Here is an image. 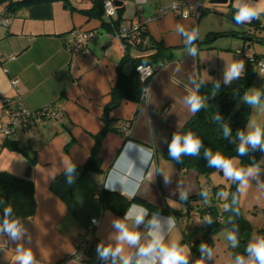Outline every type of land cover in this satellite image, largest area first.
I'll list each match as a JSON object with an SVG mask.
<instances>
[{
	"label": "crops",
	"instance_id": "obj_1",
	"mask_svg": "<svg viewBox=\"0 0 264 264\" xmlns=\"http://www.w3.org/2000/svg\"><path fill=\"white\" fill-rule=\"evenodd\" d=\"M94 1L59 0L0 12V172L23 178L25 169L31 166L29 179L33 182L36 210L32 217L23 220L32 236L30 247L42 264H69L74 260L71 256L76 239L80 236L92 238L89 227L78 221L75 210L88 219L100 220L96 233L99 241L111 231V215L124 216L125 213L119 216L102 204L99 198L102 192L121 195L120 191L106 190L105 185L136 192L132 198L121 195L131 201L126 211L133 204L143 207L148 204L158 210H180L183 201L176 191L179 181L189 190V197L205 189L211 191L212 185L199 181L195 170L179 169L168 155L171 132L181 129L193 116L183 103L187 95L184 85L191 87L189 77L202 79L204 71L199 54L195 58L186 55L183 38L175 33V25L180 23L186 29L199 30V39L195 42L198 50L203 45L199 43L209 33L239 38L238 35L252 36L253 32L264 30V15L243 25L233 21L235 0H227L225 4L198 0L202 5L198 20L192 16L183 19L172 13L152 20L159 7L176 0H147L145 4H138L137 0H112L120 3L119 24L127 26L147 20L144 28L148 36L161 43L171 59L152 78L145 103L122 101L104 120L120 61L126 54L136 58L140 53L134 48L126 51L112 37L103 25L108 23L103 11L88 13ZM256 2L264 7V0ZM1 19L7 20V24ZM75 29L94 34L81 52L70 51L67 47L70 33ZM237 52L245 58L242 49ZM131 68L132 63L125 62L124 71L129 72ZM13 80L17 81L16 86ZM18 99L30 111L52 104L63 112L62 118L29 128L18 127L5 136L1 130L6 123L2 113L6 109L17 110ZM106 122L113 130L105 135L100 145V171L84 172L94 137ZM124 127L131 129L127 139L120 132ZM69 162L76 164L78 171L76 182L71 186L64 183V164ZM158 170L172 177L170 185L165 186ZM141 172L143 179L137 187ZM53 174H57L54 182L49 179ZM70 204L75 206L74 210L69 208ZM153 213L160 212L150 211L149 215ZM195 213H191L187 223L175 219L176 228L170 234L172 238H181V243L190 249L205 229L200 227L201 231L187 239L199 228V223L192 221ZM140 230L145 231L144 226ZM221 236L218 241H212L214 259L211 261L231 264L230 243L224 246L227 239ZM220 240L223 245L217 247ZM15 247L16 244L10 242L0 250V264H13ZM211 261L207 264H212ZM194 262L191 249L190 264ZM74 264L88 263L74 260Z\"/></svg>",
	"mask_w": 264,
	"mask_h": 264
},
{
	"label": "clouds",
	"instance_id": "obj_2",
	"mask_svg": "<svg viewBox=\"0 0 264 264\" xmlns=\"http://www.w3.org/2000/svg\"><path fill=\"white\" fill-rule=\"evenodd\" d=\"M147 0H137L138 4H145ZM171 7L175 8L173 4ZM236 9L233 15V21L238 25L251 23L264 15V7L253 0H235ZM187 13H185V18ZM175 33L183 38L186 47V55L195 58L198 54L196 41L199 39V30L195 27L186 29L183 24L177 23L174 29ZM140 79H146V74L140 67ZM245 73V62L242 59L234 60L231 64L225 65L223 72V85L229 86L232 81L240 79ZM150 74V73H149ZM208 81L198 77H189L191 87L184 85L187 95L183 98V103L188 107L192 114H195L209 106V96L202 95L200 89ZM214 90L211 97H215L221 88V81L216 80L213 85ZM145 98L149 92L148 88L144 89ZM242 102L250 107H264V91L260 88L253 87V91L245 92L241 97ZM214 122L220 123L223 116L216 113L213 117ZM224 139L230 143L238 141L236 151L239 156H245L249 151L264 152V127L249 122L247 130L238 129L235 139L232 137V128L229 124L220 123ZM168 155L177 163H182L183 156H200L203 149V158L207 161L209 168H214L223 176L237 184L236 192L243 193L255 181L257 186L264 189V180H261V172L264 169L260 164L253 163L247 167H242L238 160L226 158L220 151H213L210 147H205L204 142L192 131L183 134L173 133L170 142L167 144ZM151 154H149L150 156ZM157 174L163 176L165 186L172 183V177L166 175L163 171L158 170ZM78 177L77 165L74 163L64 164V183L67 186L75 184ZM50 181L57 179V174L49 177ZM143 179L142 172L137 177V187L139 181ZM108 191H120L121 195L132 198L136 195L134 190L128 191L125 188L115 185H105ZM176 191L179 200L187 201L189 190L181 181L178 182ZM199 195L203 197L204 202H209V192L205 189ZM221 197L226 198L229 193L221 191ZM168 203V200H167ZM238 197L232 194L231 204H226L225 209L238 213ZM2 214H0V250L10 242L15 243V257L13 264H42L37 259L30 247L32 236L25 225L23 219L17 217L12 206L0 200ZM111 215V214H110ZM130 222V223H128ZM214 221L211 216H206L203 221H197L199 224L211 225ZM231 230L227 232L226 239L233 249L240 246L239 225L232 222ZM93 224L97 221L93 220ZM111 231L100 240L95 249V253L101 264H190L191 249L181 243V238H172L171 233L176 228L175 218L172 216H163L160 213L149 215L148 209L143 206L133 204L124 214L116 217L111 215ZM144 226L145 231H141ZM142 240L144 241L142 243ZM27 245V246H26ZM198 250L200 257L194 264H207L214 259L213 249L205 242H201ZM74 264V260L69 261ZM231 264H264V236H253L246 244L244 254L234 253Z\"/></svg>",
	"mask_w": 264,
	"mask_h": 264
},
{
	"label": "trees",
	"instance_id": "obj_3",
	"mask_svg": "<svg viewBox=\"0 0 264 264\" xmlns=\"http://www.w3.org/2000/svg\"><path fill=\"white\" fill-rule=\"evenodd\" d=\"M55 1L59 0H0V12L7 13L20 9L24 6L51 3ZM94 2L95 4L88 11L91 15H93V13L103 11L102 1L95 0ZM120 9V7H116V19L110 23H103V25L108 28L110 33H113V30L118 29L121 26L119 24L121 21L119 13ZM218 35L221 34L209 33L204 41L199 44L205 43L210 47V44H212ZM128 48L138 50L140 55L136 58H131L128 54H126L120 61L117 68L116 81L109 92L110 104L116 103V105H118L122 101L140 102L142 90L150 84V80H152V78L150 80H146L145 82L141 81L138 72H136V67L139 65L153 66L158 64L160 61L169 62L171 59L168 50L165 49L161 43L151 39L144 27L141 28L139 32H137V34L126 43L125 50L127 51ZM255 56L264 59V56ZM127 61L132 63V68L129 72H125L123 69L125 62ZM255 72H257L255 68L248 63V67L240 79L232 81L229 86L221 84V88L214 98L211 97V92L214 90L213 85L205 83L200 89V92L202 95L209 96V106L206 109H202L201 111L193 114V116L183 125L181 129L172 131L168 142H170L174 132L183 134L188 131H192L203 140L205 147H210L214 152L220 151L226 158L238 157L241 160L242 167H247L253 163L260 164L263 152L258 150L249 151L247 155L239 156L236 151V147L239 142L236 141L235 143H230L229 140L224 139L222 128L220 126V123L229 124L231 126L232 137L230 139L233 140L236 137L238 129L245 130L249 120L250 107L242 102L241 97L246 92L251 79L255 76ZM216 113H220L223 116V120L220 123L214 122L213 120ZM262 127H264V121ZM112 130L113 129L109 128L108 123L106 122L105 127L94 137V146L83 168L84 172L90 170L100 171V145L105 135ZM124 138L127 139L129 137L124 136ZM171 160L179 169L183 171L189 169L195 170L199 176L203 175L208 177L211 172L217 171L216 169L209 168L207 166V161L203 158V149L201 150L200 156H183L182 163H177L172 158ZM31 161H34V159H31ZM205 181L206 184H210L209 180ZM221 188L222 187L220 185L211 187V194L209 195V202L207 204L204 202L203 197L199 194L188 197L187 201H183V205L187 208V212L183 215V220L181 218V209L174 211L170 209L158 210L148 204H144L145 207L149 209V212L156 211L171 215L176 220L180 219L186 223L190 220L191 213L193 211H195L202 219H204L205 216H211L214 222L211 225L205 224V229L200 234V237L191 244L195 260L201 255L198 250L200 243L205 242L209 245V247H212V234L221 230L224 226H226V228L230 231L231 223L229 220L231 219L232 222L239 225L240 230V246L236 249H233L231 245L229 246V251L233 258L234 253L244 254L245 246L250 240L251 226L242 216L241 207L239 205V194L236 192L237 184L232 183L228 192L229 195L223 201L224 207L222 210H219L217 205L219 200L217 199V196L220 191L224 190H221ZM106 193L108 195L102 192L99 196L104 207L110 209L115 214L122 216L129 207L131 201L117 193ZM232 194H236L238 197V204L236 205L238 213L225 209L226 204H231ZM0 200L5 201L6 204L12 206L17 217L21 219L32 217L36 210L32 180L17 177L9 172H0ZM78 213V211H74L75 215ZM0 214H2V206H0ZM262 215L264 217V210H262ZM219 217H221V220H218ZM183 233H185L184 230ZM259 233L260 236H264V227L259 231ZM98 242L99 240L96 237L89 239L88 247L85 251V254L87 255L86 262L88 264H101L95 253Z\"/></svg>",
	"mask_w": 264,
	"mask_h": 264
},
{
	"label": "built area",
	"instance_id": "obj_4",
	"mask_svg": "<svg viewBox=\"0 0 264 264\" xmlns=\"http://www.w3.org/2000/svg\"><path fill=\"white\" fill-rule=\"evenodd\" d=\"M101 1H102L103 13L108 23H110L117 16L116 6L114 5L112 0H101ZM173 4L176 5L175 8L171 7V5ZM168 13H172L183 19L192 16L193 18H195V20H198L200 15L202 14V5L198 0H195L193 2H188V0H176L159 7V9L156 12V15L152 18V20L164 16ZM185 13H187L186 18H185ZM1 20L2 22H4V24H7V20L5 19H1ZM146 22L147 20H141L138 24L120 26L118 29L113 30V33H111V35L121 43L123 49H126V43L132 37H134L141 28L144 27ZM93 37L94 34L91 31H83V30L75 29L70 33V40L68 42L67 47L70 51L81 52L85 48L87 42ZM245 58L247 63H249V65L254 67L259 73L261 74L264 73L263 58L262 59L258 58L254 54H249V53L245 54ZM166 63L167 62L165 61L164 62L160 61L158 64L153 66L139 65L136 67V72H138L137 68L140 67L146 74H148L146 75V79L143 80V82H145L146 80L148 79L150 80L151 78H153L156 72L159 71L161 68H163L166 65ZM138 74L140 77L141 75L140 72H138ZM12 84L13 86H16L17 81L13 80ZM149 85L144 87L142 90L140 96V102H139L140 104L145 103L147 100V98H145L144 89L145 88L149 89ZM18 101H19V108L17 110L12 111L6 109L2 113V118L6 120V123L2 126L1 130L5 136L11 135L18 127L29 128L32 126H37L45 121H59L62 118L63 112L52 104L44 106L38 109L37 111H30L23 106V104L20 102V99H18ZM120 132L123 136L129 137L131 129L129 127H124L120 129ZM186 212H187V208L184 205H182L181 206L182 220H183V215ZM93 220L97 221V223L93 224L92 223ZM218 220H221V217H219ZM99 224H100V220L98 218L89 219L88 227L90 229L92 237H96L97 228ZM88 242L89 239L84 238L82 236L78 237L75 241V250L71 258L76 261L86 262L87 255L85 254V251L88 247Z\"/></svg>",
	"mask_w": 264,
	"mask_h": 264
},
{
	"label": "rangeland",
	"instance_id": "obj_5",
	"mask_svg": "<svg viewBox=\"0 0 264 264\" xmlns=\"http://www.w3.org/2000/svg\"><path fill=\"white\" fill-rule=\"evenodd\" d=\"M252 36L259 39H264V30L253 32ZM224 37L225 36L218 35L212 42V44H210V47L209 45L204 43L200 50H198V58L200 60V65H202L201 69L204 68V71L202 72V79L208 80L207 82H210L211 85H214L216 80H220L221 84H223V72L225 69V65L231 64L234 59L244 60L246 70V68L248 67V63L243 55L236 54L238 53L237 50L242 49L244 54L250 53L254 55L256 54L259 56H264V46L262 45H259L255 42L243 41L237 37ZM255 73L256 74L251 79L246 92L250 93L251 91H253V87L260 88L261 91H264V73L261 74L258 71ZM263 121L264 107H250V115L247 125L249 122H255L262 126ZM246 130L247 127H245V131ZM231 158L238 160L241 166V160L238 157ZM260 166L262 169H264V152L261 156ZM205 180H209L212 186L220 185L222 187L221 190L224 189L223 192L226 193L229 192V189L232 185V181L226 179L223 174L218 171L211 172L208 177L203 175L199 177V181ZM261 180H264V171L261 172ZM219 193L217 196V199L219 200L217 205L219 210H222L224 207L223 201L227 197H221ZM210 194L211 192H209V195ZM238 194L242 216L245 220H247V222H249L251 226L250 238L252 239L253 236H260L259 231L264 227V217L262 215V210H264V189L258 187L256 182L253 180L251 181L249 187L243 193ZM192 221H203V219L195 213ZM203 226H205V224H199L198 227ZM228 231V228L224 226L221 230L212 234L211 238L214 242H216L218 241L217 238L221 235L225 238ZM227 244L228 241L224 246H227ZM220 245H223L222 240H220V244H218L217 247H220ZM209 263H212V261Z\"/></svg>",
	"mask_w": 264,
	"mask_h": 264
},
{
	"label": "water",
	"instance_id": "obj_6",
	"mask_svg": "<svg viewBox=\"0 0 264 264\" xmlns=\"http://www.w3.org/2000/svg\"><path fill=\"white\" fill-rule=\"evenodd\" d=\"M113 3H114V5H115L116 7H118L119 4H120L118 1H113ZM211 3L225 4V3H227V0H212ZM238 37H239L241 40H243V41H247V42H255V43L259 44V45L264 46V40L257 39V38H255L254 36L247 35V34H242V35H238ZM115 106H116V103H112V104L109 105V107L107 108V111H106L105 114H104V120H107V119H108V112H109L110 110H112ZM30 174H31V166H28V167L25 169V172H24V174H23V178L29 179V178H30ZM66 200L69 201V197H66ZM69 208H70L71 210H74L75 206H74L73 204H70ZM77 219H78V221H79L82 225H84L85 227H88V226H89V219H88L85 215H83V214H81V213H78V214H77ZM197 231H201V228H200V227H199V228H196L192 234L188 235L187 239H191L192 236H193L195 233H197Z\"/></svg>",
	"mask_w": 264,
	"mask_h": 264
}]
</instances>
